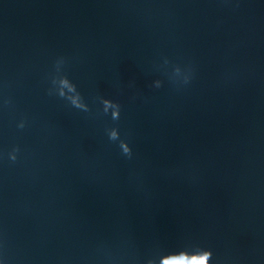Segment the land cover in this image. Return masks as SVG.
<instances>
[{"label": "clouds", "instance_id": "clouds-1", "mask_svg": "<svg viewBox=\"0 0 264 264\" xmlns=\"http://www.w3.org/2000/svg\"><path fill=\"white\" fill-rule=\"evenodd\" d=\"M13 159H15V157H13ZM186 253H187V250H181L179 252H174V253L167 254V258L170 259V260H173V261L182 260V259H184ZM198 255L205 256V257H211L212 256V252L210 250H203Z\"/></svg>", "mask_w": 264, "mask_h": 264}]
</instances>
